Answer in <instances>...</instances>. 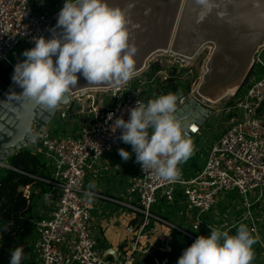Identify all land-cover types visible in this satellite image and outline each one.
<instances>
[{
  "label": "built area",
  "instance_id": "1",
  "mask_svg": "<svg viewBox=\"0 0 264 264\" xmlns=\"http://www.w3.org/2000/svg\"><path fill=\"white\" fill-rule=\"evenodd\" d=\"M33 1L0 0V63L14 68L15 63L8 56L17 45L26 41L33 47V37L52 33L62 7L49 12L38 11ZM256 65H261L262 77L253 82L243 96L237 94L225 100L223 110L230 117L228 126L210 143L199 169L192 168L187 162L181 164V180L172 183L161 180L154 172L143 171L139 164L137 174L127 186L132 199L127 206L139 212L142 220L128 246V253L122 258L109 257L100 250L92 231L93 205L85 196L86 178L122 147L121 129L112 132L110 127L114 119L122 116L127 120L129 110L137 101L146 104L156 94L154 77L145 74L149 66L132 80L104 90L109 96L99 108L95 105L94 94L87 92L86 96L94 99L90 106L94 116L76 133L48 132V125L40 133L39 128L32 125L31 138L16 152L30 150L52 164L51 179L43 180L52 190H57L58 195L55 207L47 216L35 221L29 261L32 264H134L141 242L154 221L164 222L190 236L186 230L169 223L154 211L161 198L193 230L208 227L207 216L214 213L225 198H231L235 205L237 199L247 211L249 229L256 236L260 227L253 220V210L256 206L264 207V46L255 55L254 67ZM71 103L72 100L65 106L71 109ZM58 113L61 117L66 116L61 108L56 115ZM109 113L114 114L113 120L107 119ZM202 126L195 119L185 132L193 139L201 134ZM31 188V185L23 188L24 196L29 200ZM253 192L257 195L252 199ZM95 195L119 202L108 196ZM1 240L0 231V247ZM155 263L161 264L158 259Z\"/></svg>",
  "mask_w": 264,
  "mask_h": 264
},
{
  "label": "clouds",
  "instance_id": "2",
  "mask_svg": "<svg viewBox=\"0 0 264 264\" xmlns=\"http://www.w3.org/2000/svg\"><path fill=\"white\" fill-rule=\"evenodd\" d=\"M128 23L126 10L111 6L108 0H64L52 35L33 37L34 46L25 49L24 59L14 65L13 82L25 97L55 108L77 87L78 74L89 85L132 80L137 75L138 48L130 42ZM177 104L178 97L171 92L146 104L137 101L127 120L116 117L110 126L112 132L121 129L119 139L131 145V152L118 149L123 160L135 153V162L143 171L172 183L181 180L179 166L194 152L192 140L174 117ZM113 116L109 113L107 119L113 120ZM95 187L90 182L85 196L91 199ZM210 229L209 235H199L183 250L176 264H251L258 237L246 224L241 223L235 234ZM24 258L23 247L17 246L10 253L9 264H21Z\"/></svg>",
  "mask_w": 264,
  "mask_h": 264
},
{
  "label": "water",
  "instance_id": "3",
  "mask_svg": "<svg viewBox=\"0 0 264 264\" xmlns=\"http://www.w3.org/2000/svg\"><path fill=\"white\" fill-rule=\"evenodd\" d=\"M108 2L127 12L130 42L138 48L135 55L137 74L147 69L156 56L171 55L181 65H189L204 50L210 49L202 74L193 85L192 95L186 99L183 111L174 115L184 131L195 119L203 125L215 104L237 95L248 84L255 55L264 46V0ZM129 4L133 7L129 8ZM51 35L47 33L44 37ZM115 86L118 85H89L78 74V85L68 94L67 100L49 108L25 97L21 93L23 89L12 82L0 96V166H9L6 160L27 144L32 136V125L42 133L57 110L69 104L73 97ZM151 133L149 129V135ZM49 197L46 194L45 200Z\"/></svg>",
  "mask_w": 264,
  "mask_h": 264
},
{
  "label": "crops",
  "instance_id": "4",
  "mask_svg": "<svg viewBox=\"0 0 264 264\" xmlns=\"http://www.w3.org/2000/svg\"><path fill=\"white\" fill-rule=\"evenodd\" d=\"M94 92L95 91H91L89 94H94ZM74 99L75 97L72 98V103L74 102ZM87 99L89 100L92 98L88 97ZM67 107L68 106L61 107V110L66 113V116L71 114L70 108ZM56 117L61 118L60 113H58ZM49 126L50 125L47 126V131L54 132L55 128L50 130ZM79 128L80 125L76 126L73 129V133H76ZM202 131H204V124L202 126ZM201 135L202 134L194 137L193 139H198L201 137ZM121 148H124L130 152L132 151L130 144L123 143ZM12 156L13 154L6 160L8 164ZM202 161L198 164V167L194 166V169H199L202 165ZM188 165L190 164L188 163ZM10 166V164L9 166H0V176L2 175L1 168H10ZM138 167L139 163L135 162V153H133L129 160L125 161L120 157L117 150L110 154L104 160V162H102V165H99L97 168L87 174V187L90 182L94 183L96 187L92 191H94L96 194L108 196L119 201L114 202L96 195L90 199L93 205V234L99 242L101 252L112 258H122L128 253V246L132 239L135 238L138 226L142 220V216L139 212L127 206L128 203L132 202L127 190V186L131 178L137 174ZM48 168L51 174L52 164L48 166ZM50 190L52 189L51 185L49 184L48 191L42 195H39L37 194L40 191L39 188H34L33 186L31 188L32 195L34 192L36 194L33 195L32 199L39 198L43 210L39 213V215H33L35 221L47 216L48 212L56 205V199L58 195L57 190H52V195L50 194V197L45 200V195H49ZM256 195L257 193L253 192L250 197L253 199L256 197ZM237 201L238 200L236 199L237 205H233V200L231 198H225L221 204H218L214 210V213L210 214L206 218L209 228L207 227V231L205 230L202 232L203 235L210 234V225L211 228L228 230L230 234H235L236 229L241 223L246 224L249 227L250 222L247 218V211ZM154 211L169 223L173 225H176L174 224L176 222L177 224L182 223L180 224L182 225L181 228H188L192 231L187 222L180 218V216L176 213L172 206L166 202L164 198L158 200L154 206ZM253 215V220L259 224L260 230L258 234L254 236L258 237V239L257 243L253 245L254 259L251 264H264V207H254ZM175 229L176 228H172V226L165 224L164 222L154 221L149 232L142 240L140 250L136 253L135 257H144L146 255L154 256L153 252L156 250L158 253L155 254L165 252L167 255H169V257H174L175 255L172 254H174V242L176 240L174 235Z\"/></svg>",
  "mask_w": 264,
  "mask_h": 264
},
{
  "label": "rangeland",
  "instance_id": "5",
  "mask_svg": "<svg viewBox=\"0 0 264 264\" xmlns=\"http://www.w3.org/2000/svg\"><path fill=\"white\" fill-rule=\"evenodd\" d=\"M64 3V0H34L33 6L38 11H51L56 7H62ZM30 44L26 41H22L19 45H17L9 54V59L13 63H17L19 60H23L24 57L22 53L25 49L30 48ZM209 52L208 50H204L202 54L198 56V58L193 61L189 65H181L178 61L175 60L174 57L171 55H161L156 56L152 61H150L149 68L146 70L145 74L150 77H154L155 82V95L150 98L154 99L159 95L167 94L169 92L174 93L178 97V104L177 109L174 115H178L179 112L183 111V106L186 103V99L189 98L192 95V89L193 85L196 81L199 80L204 66V61L207 58ZM157 65V70L153 69V65ZM161 71H165V75L161 74ZM144 74V75H145ZM263 75V69L261 65H256L253 70V74L248 82V84L243 87V89L238 93L239 96H243L250 86L255 82L256 80L260 79ZM167 77V78H165ZM169 80H172V84L168 83ZM175 85L177 86V92L168 91L167 93H164L165 87ZM106 96H109V93L104 90H98L97 92H94V99H87V96H78L75 97L74 102L71 103V109H70V115H67L66 117H55L51 120L49 123V129L55 128L54 131H59L64 135H71L73 134V129L76 126H83L90 122L93 116V113L90 112V105L92 104L93 100L95 101L96 107H100L101 105H104V101L106 99ZM148 99V101L150 100ZM86 100V101H83ZM226 100V99H225ZM225 100H222L215 104L212 107V114L205 120L204 122V131H202V135L198 139H191L194 140V152L193 155L188 159L186 162H188L193 168L194 166L198 167V164L201 163L203 160L204 153L207 151L208 146L213 141V139L221 133L225 128H227L229 123V116L225 113L223 110ZM45 160V159H44ZM45 162L50 166V162L45 160ZM185 163V162H184ZM186 168V166H184ZM233 205L235 204L232 202ZM41 202L39 198L32 199V214L33 215H39L40 212H42ZM175 222V221H174ZM179 228L182 227V223H174ZM211 228V225H210ZM183 230H186L188 233L190 232V236L188 235L189 239L182 236V234H179L180 230L175 229L174 235H175V242L174 247L176 254L174 257H169L165 252L164 253H158L157 250L153 252L154 256L146 255L144 257H136L134 264H154L155 259H158L161 264H170V260L175 258L177 255H181V251L183 250V247L186 248L199 236L203 235V231H207V227L203 226L201 230H193L192 231L188 228H183ZM174 238V239H175ZM192 239V241H191ZM188 244V245H187ZM149 259V262H146V260ZM177 260V259H174Z\"/></svg>",
  "mask_w": 264,
  "mask_h": 264
},
{
  "label": "trees",
  "instance_id": "6",
  "mask_svg": "<svg viewBox=\"0 0 264 264\" xmlns=\"http://www.w3.org/2000/svg\"><path fill=\"white\" fill-rule=\"evenodd\" d=\"M157 68L156 64L153 65L154 70ZM13 71V67L0 63V96L12 84ZM168 83L172 84V80H169ZM164 89V93L177 92L175 85L167 86ZM9 164L15 169L2 167L0 176V231L2 236L0 264H9L10 253L17 246H22L24 249L25 258L21 264H32L29 261L30 240L35 231L32 197L36 194L34 192L29 200L24 196L23 188L31 185V187L39 188L40 191L37 194L42 195L48 191L49 186V183L43 179H51V174L43 157L30 150L16 152ZM178 232L189 239L187 234ZM176 253L174 248V254ZM179 257L180 255H177L169 263L176 264ZM146 262H149V259Z\"/></svg>",
  "mask_w": 264,
  "mask_h": 264
}]
</instances>
